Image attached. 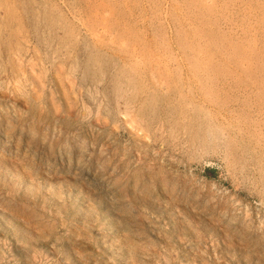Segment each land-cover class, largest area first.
<instances>
[{"label":"rangeland","instance_id":"374dc122","mask_svg":"<svg viewBox=\"0 0 264 264\" xmlns=\"http://www.w3.org/2000/svg\"><path fill=\"white\" fill-rule=\"evenodd\" d=\"M0 264H264V0H0Z\"/></svg>","mask_w":264,"mask_h":264}]
</instances>
